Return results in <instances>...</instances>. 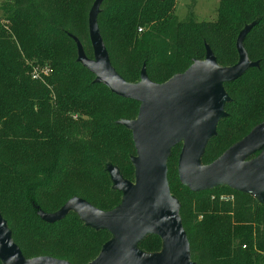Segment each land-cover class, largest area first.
<instances>
[{
    "label": "trees",
    "instance_id": "trees-1",
    "mask_svg": "<svg viewBox=\"0 0 264 264\" xmlns=\"http://www.w3.org/2000/svg\"><path fill=\"white\" fill-rule=\"evenodd\" d=\"M95 1L10 0L0 20V214L26 258L93 260L111 231L86 224L76 211L56 221L40 213L73 197L116 209L123 192L110 180V165L135 180L132 131L119 121L136 118L140 103L96 82L78 60L76 38L94 56L88 14ZM176 1L101 0L99 30L125 80L139 82L144 67L151 81L163 83L204 60L207 46L219 65L236 64L239 34L252 25L243 45L257 65L225 83L227 115L202 155L209 164L264 123V0H219L215 20H180ZM44 63L52 72L34 80L33 64ZM179 154L173 149L167 159V179L194 264H264V200L227 184L190 190L179 179ZM137 246L146 253L163 248L155 234Z\"/></svg>",
    "mask_w": 264,
    "mask_h": 264
},
{
    "label": "water",
    "instance_id": "water-1",
    "mask_svg": "<svg viewBox=\"0 0 264 264\" xmlns=\"http://www.w3.org/2000/svg\"><path fill=\"white\" fill-rule=\"evenodd\" d=\"M101 0H96L88 17L93 58L78 44V60L117 95L140 103L134 119L119 122L132 131L136 155L132 157L135 181L123 177L110 165L114 188L123 192L122 203L112 211H103L80 197L69 199L48 221L64 218L76 211L86 224L107 229L115 237L87 264H194L190 243L179 213L180 202L171 193L167 179V159L172 147L183 137L179 154L180 182L192 191H202L220 184L254 194L264 200V152L252 155L264 145V123L254 127L242 140L229 147L209 164L202 155L210 138L216 135L220 120L227 115L230 100L225 83L241 77L257 62L250 61L243 45L252 25L239 34V61L221 66L207 46L206 58L195 60L185 71L163 83H155L145 68L136 83L125 80L111 64L102 39L97 14ZM147 234L158 235L163 248L146 253L137 246ZM0 260L2 264H71L49 255L26 258L12 238L5 218L0 214Z\"/></svg>",
    "mask_w": 264,
    "mask_h": 264
},
{
    "label": "rangeland",
    "instance_id": "rangeland-1",
    "mask_svg": "<svg viewBox=\"0 0 264 264\" xmlns=\"http://www.w3.org/2000/svg\"><path fill=\"white\" fill-rule=\"evenodd\" d=\"M8 2H10V0H0V20L1 21L5 19L4 17L6 16V7H7ZM218 6H219V0H177L176 5H175V14L177 15V18L180 20H183L185 18H189L192 16L197 20H215L217 18ZM77 51H78V48H77ZM50 72H52V67L48 63H44L42 65H39V64L34 65L33 64L31 76L34 80H39V81L44 82V80H43L44 77L47 76ZM183 142H184V138L181 137L176 142V144L172 147L169 155H171L173 149L179 148L181 151ZM259 152L260 153L258 155H260L261 153L264 152V145H262V147L259 149ZM116 167L119 169L118 166H116ZM107 169L109 171L110 180L114 185L111 171L109 170V167ZM134 179H135V177H134ZM132 181H135V180H132ZM52 213H54V212H52ZM52 213H46L47 215H45L44 212H41L40 216L44 218L45 216L47 217L48 215H50ZM76 213L78 214V212H76ZM78 216L80 217L79 214H78ZM45 220H47V219H45ZM111 234H112L111 238H114L115 234H113V233H111ZM148 235L149 234H147L146 237ZM162 246H163V243H162Z\"/></svg>",
    "mask_w": 264,
    "mask_h": 264
}]
</instances>
